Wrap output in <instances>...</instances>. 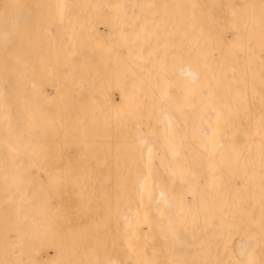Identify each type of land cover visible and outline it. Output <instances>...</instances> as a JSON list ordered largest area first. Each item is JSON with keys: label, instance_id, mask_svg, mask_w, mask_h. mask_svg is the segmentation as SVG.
<instances>
[{"label": "bare ground", "instance_id": "bare-ground-1", "mask_svg": "<svg viewBox=\"0 0 264 264\" xmlns=\"http://www.w3.org/2000/svg\"><path fill=\"white\" fill-rule=\"evenodd\" d=\"M47 1L39 0L40 10ZM55 1L122 10L156 3L163 9L184 7L187 15L168 28L170 21H152L167 10L151 19L136 10L130 13L135 18H121L114 29L94 30L87 9L74 32L64 31L68 42L76 44L47 49L52 59L58 53L63 81L74 80L60 93L63 104L67 89L84 94L89 88L88 96L98 91L82 72L89 64L88 40L93 45L101 37L119 40L128 53L132 67L127 72L136 85L117 88L119 100L111 92L96 97L104 98L114 114L129 99L135 104L149 100L140 119L149 124L125 140L127 158L112 180L109 174L95 179L97 175L70 171V156L75 162L99 161L94 155L118 153L99 147L92 139L96 134L91 128L85 131L81 122L60 133L56 161L62 171L55 172L51 150L37 155L33 140L36 99L49 96L48 91L31 80L28 107L21 74L12 76L16 88L9 100L0 88V264H71L72 258L84 259L79 250L100 243L99 229L110 226L119 229L114 238L125 257L104 264H162L155 242L156 250H169L165 264H177L169 252L181 248L190 252L188 264H264V0ZM18 28L10 31L15 44L8 53L23 51ZM43 44L34 40L31 53H44ZM176 99L185 101L184 117L172 104ZM32 168L44 169V175L35 176Z\"/></svg>", "mask_w": 264, "mask_h": 264}, {"label": "rangeland", "instance_id": "rangeland-1", "mask_svg": "<svg viewBox=\"0 0 264 264\" xmlns=\"http://www.w3.org/2000/svg\"><path fill=\"white\" fill-rule=\"evenodd\" d=\"M9 1L10 0H0V19L2 18V22L0 21V40L2 39V41H0V63L2 61L5 62V67L0 68V88L3 89L1 93L4 99L6 100L7 97V100H9V97H13L14 90L16 88V83L12 80V76L15 74H21L20 79L22 92L24 95V101L28 107L30 92L29 86L31 80L35 82L39 90L45 89L48 91L49 96H39L36 99L37 113L35 116H33V118H35L33 121L36 126L34 129L33 140L37 143V155H39L41 149L51 150L52 155L50 156L55 158V161L51 162V164L54 163V171L60 173L62 171V169H60L62 164L56 161V159L59 158L58 151L60 149V133L62 131L65 133L67 131H72L75 127V124L81 122L80 125L85 128V131L91 128V132L96 134L92 137V139L99 145V147L101 146L102 148L109 147L117 149L118 153L108 154L105 152L94 155L98 159L100 158L99 161L95 159V161L86 160L75 162L73 161V156H70L71 162L74 163L73 168L70 171L72 173H88L97 175L95 176V179H103V176L105 177L106 174H109L108 178L110 180L114 179L112 174L114 175L120 171L119 166L124 164V159L125 157L127 158V155L125 154L126 150L128 149V141H130L132 138L131 135H133V132L137 129H146V126L149 124L148 121H144L142 123L140 122V119L144 117V112L150 107L149 100L145 102L144 99H142V104H135L134 99H129V103H127L122 108H118L117 110H119V112L114 114L113 108L104 103V98H99L101 97L100 95L111 92L110 95H113V97L115 96L114 98L119 100V91L116 92L117 88L122 85L134 86L138 82L135 77V79H133V74L127 72L132 67L127 57L128 53H126L124 46L121 45L122 43L119 40L115 42L111 40V42H108L107 40L103 39V37H101V39L97 40L94 45L93 41L88 40L89 42H86L87 44L84 46H86L91 51V53H88L89 64L82 70V72L88 73V75L91 77L90 84L92 86L96 84L98 91L95 96H88L87 93L90 92L89 88L84 90L86 91L84 94H78V92L75 90L67 89L66 94L68 96L65 99L64 105L63 103H60V93L62 92L63 87L68 88L69 85L74 84V80L73 82L71 79L66 82L63 81V67L61 65V61L57 59L58 53H53L54 59H52L51 51L47 49L51 45L58 48L61 47V45H73V43L75 45L76 42L74 41L73 43L68 42V34H65L64 31L66 29L67 31L69 30L70 32H74L75 22L81 16V18L85 17L84 13L87 9L86 17H89V20L93 21L94 30L96 27H98L97 29L104 30V27L105 29H114L116 24L119 25V20L121 21V18L127 19L128 16L135 18V15L133 16V14L130 13H133V11L136 10L146 13L150 19L151 16L154 17L156 13H161L160 11L167 10V12H169L168 14H161L160 17L155 16L156 18L154 17L152 21L156 23V20L154 19H164V24H168V21H170L167 26L169 28L172 24H175V22H178L181 19H186V8L178 7L163 9L157 7L156 3L150 5L149 7H130L124 8V10H122L123 8H107L100 5L89 8L88 6H92L90 4H85L84 8V5H76L71 3L65 4L58 3L55 0H48L46 4H43L45 8H41L42 10H40L39 8L42 5L39 4V0ZM170 11L174 12L175 14L171 15ZM164 16H167V18ZM170 18H172V20H170ZM15 22H18V26H16ZM68 22L69 24L67 26ZM106 22L108 24H105ZM16 27H19L18 36L20 38L21 48L23 51L22 53L17 54L8 53L9 49L11 50L12 44H15L14 41L9 40L12 37L10 31ZM164 28L165 26L163 25V29ZM32 31L33 33L31 34ZM2 32H8L7 35H5L6 38L5 36L3 37L5 39L1 38ZM25 36L27 39H25ZM172 36L173 34L168 35V37ZM185 36L186 35L184 33V38ZM34 40L37 45H40L44 42L43 46L46 47L44 53H31L30 46ZM105 42H108V44H105ZM104 45L107 46L106 49H104ZM113 47L116 50L113 49ZM58 52H60V49ZM112 53L115 55V57L110 58L109 55ZM54 87L56 88V92ZM114 89L115 91H113ZM96 95L99 97H96ZM176 101L178 100L176 99L172 104L175 106L176 111H178L177 113L184 117L186 111L185 101L183 103L179 101L177 103ZM106 108L109 109L106 110ZM80 109H82V111L84 110L85 114L82 111L79 112ZM179 110L181 113H179ZM78 113L79 115H77ZM106 116H108V118ZM138 123H141V128H137ZM184 123L185 120L183 121V124ZM186 128L187 123H185L183 128L184 132H186ZM156 130H158V126H156ZM185 141L186 137H184V142ZM42 142H44L46 146L45 144L43 145ZM105 143H111L112 145L106 146ZM120 150H123L124 153L119 154ZM112 156H116L117 158L115 159V157ZM85 157L88 158L89 155H85ZM107 158H110L111 161H108ZM135 163H138V161H135ZM156 166H159L157 162ZM156 170L160 171L159 167H156ZM31 171L35 176L38 177L44 175V169L41 168H32ZM117 233H120L119 229L115 230L113 226L99 229L97 232V237L100 236V243L94 245L92 248L85 247L82 250H79V255L82 253L84 259H82L80 256L77 260L72 258L71 264H98L99 261V264H104L105 261L114 258H120V260L123 261L125 257L124 249L121 245H119V242L116 241L117 237L116 239L114 238L115 235L117 236ZM108 235H110L109 238H107ZM105 237L108 239V241ZM153 247H155L154 253L156 256H159V262H163L162 264L169 262L167 255V252L169 251L168 249L158 248V250H156V242ZM188 251V248H181L173 249L169 253L173 255L175 263L188 264V253H190ZM52 261H47L46 264H54Z\"/></svg>", "mask_w": 264, "mask_h": 264}]
</instances>
